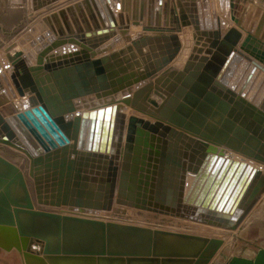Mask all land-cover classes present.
I'll return each instance as SVG.
<instances>
[{
    "label": "water",
    "instance_id": "1",
    "mask_svg": "<svg viewBox=\"0 0 264 264\" xmlns=\"http://www.w3.org/2000/svg\"><path fill=\"white\" fill-rule=\"evenodd\" d=\"M182 1L185 6L190 5V0ZM192 1L194 4L196 0ZM133 2L130 6V0H122V10L118 13L121 22L123 11L128 13L133 7L134 14H141L143 21L148 22L145 31H175L159 27L164 0ZM168 3L169 0H165L166 9ZM203 3L204 15H199L196 24L197 29L204 30V25L208 30L213 28L210 3L209 0H203ZM189 9L194 11L196 8ZM171 14L173 17V10ZM96 15L104 30L97 24ZM89 18L95 26L93 31ZM42 20L52 26L55 22L61 35L65 34L64 27L71 34L77 29L81 35L51 41L39 56L41 66L30 67L32 71L45 68L48 72L41 77L36 74L33 81L27 79V83H31L29 100L32 109L19 112L10 101L15 96L11 84L5 73L0 72V143L18 147L13 141L16 134L24 142L32 158L29 176L34 179L36 191V197H33L24 174L0 156V237H8L6 241L0 238V246L7 250L15 246L23 254L26 264H210L224 239L65 214L54 208L111 210L115 202L141 207L136 202L139 187L133 184L127 187L124 171L117 184V167L108 159L109 154L118 151L120 127L124 123L118 110L125 103L154 116L159 112L158 117H166L185 130L182 135L189 142L185 139L181 142L186 147L193 142L202 150V159L194 167L193 183L186 193L181 187L177 202H173L171 195L167 196L166 187L161 191L158 184V189L153 190L154 181L161 182V176L156 179L154 174L152 183L149 184L148 179L145 184L151 188L146 187L143 196L155 195V199L161 201L160 207L170 215L237 230L264 194V175L254 164H264V69L250 62L253 57L264 64V49L246 48L252 41L255 23L249 30L247 21L240 24L248 32L240 50L236 47L243 34L237 28L233 27L223 35L218 31L214 35L204 32L210 47L207 54L212 55L216 63L208 62L209 74H202L199 81L193 83L189 78L183 81L187 68L168 73L181 52L180 44L158 60L152 43L167 38L166 35L141 36L132 45L113 52L115 41L106 43L115 35L114 28H109L108 23L116 25L117 21L107 0H79ZM258 21L255 36L262 33L264 39V13H260ZM25 23L24 8H9L8 0H0V45ZM173 38L177 36L169 37ZM18 40L23 42L20 37ZM199 43L200 37L196 41L197 45ZM146 47L148 52L144 51ZM199 52L202 51L199 49ZM244 52L251 57L245 56ZM47 53H51L50 56ZM20 55L18 52L17 56ZM55 59L59 61L55 62ZM207 59L203 56L200 62ZM44 62L46 64L42 66ZM180 82H184L190 91L183 87L176 91ZM226 84L230 91L236 89L253 101V105L249 104L254 108L259 104L258 112L245 109L247 99L238 101L228 97L224 91ZM25 89H19L21 96L25 95ZM173 101L178 105L175 113L169 108H173ZM147 104L155 109L149 111ZM75 113L77 115L70 120L66 119ZM135 122L132 118L129 140L149 146L148 134ZM153 130L157 129L153 127ZM2 131L5 135H1ZM60 134L74 141L71 149L63 145ZM160 135L165 136V133ZM51 138L63 145L62 152H56L55 157L47 153L35 158L32 146L35 144L38 153L43 154L37 142L44 144V140L51 141ZM163 143L155 150L160 175L161 170L173 165V156L167 153V142L164 140ZM212 143L226 146L253 162L233 159L225 152H219ZM151 147L154 146L151 144ZM174 163L182 167V173L185 172L186 157ZM105 176L109 181L106 187L103 185ZM36 201L50 208L37 209ZM32 241L44 244L42 254L32 251ZM225 264H264V248H260L254 258L234 255Z\"/></svg>",
    "mask_w": 264,
    "mask_h": 264
},
{
    "label": "bare ground",
    "instance_id": "2",
    "mask_svg": "<svg viewBox=\"0 0 264 264\" xmlns=\"http://www.w3.org/2000/svg\"><path fill=\"white\" fill-rule=\"evenodd\" d=\"M59 1L60 0H35V3L39 5V7L45 5L46 9L49 11L45 13V15H43L42 17L40 16V18L37 19V21H35L32 25H29L27 29L20 35V38L23 39V42L20 40L16 42L13 41L9 46H7L6 48L7 53H10L12 50L14 51L13 55L9 56V59H10L9 61L7 58H3L4 57L3 53L2 54L0 53V72L5 73L6 78L9 80V83L11 84V87H12V90L15 96L10 101L17 107L19 112H24L26 109H32V105L29 100L30 99L29 86L31 83H27V79L30 78L33 81L36 77V74L39 75V77H41V76H45L46 73H48L45 68L41 70H37V71H32L30 69V67L41 66L39 63V56L41 55V52L45 49V47L47 45H50L51 41L59 40L61 37H63L64 39H69V38H74L78 35H81V34H78L79 32L77 31V29L75 30L74 33L71 34L68 30L65 29L64 26L63 27L65 30V34L61 35V32L55 22L53 24L54 26L53 27L51 23H45L42 20L44 16L51 14L55 11H58L59 9L64 8L79 0H69V1L64 2L63 4H59ZM179 2L181 3L182 9L178 11L177 8L175 7V4L173 3V0H169L168 6L166 9L165 0H164L163 10H162V23L161 25H159V27L166 28V29L173 28V30L175 31L160 33V32L145 31L144 28L148 24V22L146 23L145 21H143L141 14L138 13L136 16V14H134L135 12H133V7H132V10L128 13L125 10L123 11V18L121 22L120 18L118 17V13L122 10V0H116V1L107 0L109 7L112 9L114 13L117 24L112 25L111 22L108 23L109 28H112V27L114 28L113 32L115 35L112 38L108 39L106 43L115 41L114 45H116V47L113 50L114 52V51H119L120 49L125 48L129 45H132V42L135 40H138L141 36L166 35L167 38H162L161 40H154L152 43V46L155 48V52L157 53V55H159L158 60L162 57V55L166 56L167 51L169 49L173 48V51H174L177 45L180 44V46L182 47L181 52L178 54L176 59L173 60V63L171 67L169 68L168 73L170 71H184L185 68H187L188 70L184 74L185 77L183 81H186L188 78L193 79V83L199 81V78L203 76L202 74L204 75L209 74V70L206 68L208 62L216 63L212 55L207 54V51L208 49H210V47H209V42L207 41V38L204 32H206L208 35H214L218 31L223 35L226 31L224 32L221 31L223 29L222 27L223 23L221 22V19L219 18V15H218L219 8H218L217 0H209L211 23H212L213 28L208 29V30L204 25H203L204 30H202V28L197 29V24H196V20L198 19L199 15H202V16L204 15L203 0H196L194 4H193V1L190 0L189 7H192L194 9L196 8L194 11H190V9L188 10L187 7L183 4L182 0H179ZM132 3L134 5L133 0H132ZM226 3L227 2L223 3L224 7ZM213 4H214L216 12L213 10ZM225 9H227L228 11V8H225ZM172 10H173V17L171 14ZM165 16H167L166 20H165ZM176 18H177V21H176ZM60 20L62 22V25H64L63 19L61 18ZM97 20H98L97 24L101 25V22L99 21L98 16H97ZM89 21L92 26L91 30L92 31L95 30V26L93 25V22L90 20V18H89ZM237 23H240V22L238 21ZM216 25H218V27H216ZM154 26L156 25L154 24ZM101 28L102 30L105 29L103 26ZM109 28L107 29L108 32L110 31ZM139 29L142 30V34L139 37H131V35L134 36L137 30ZM244 30L247 32L246 29ZM153 33H156V34H153ZM261 34H260V37H261ZM171 35L177 36V38L169 39ZM247 35H248V32H247ZM115 37L119 38L118 41L115 40ZM198 37H200V43L197 45L196 41ZM126 38L131 39V41L127 43V41L125 40ZM220 40H221V37H220ZM251 40L252 41H249V43L246 45V48L253 49L257 47L259 49H264V44H262L264 43L263 42L264 39L262 37L259 38L252 34ZM3 45H4V42L0 45V49L1 47H3ZM18 45L22 47V50L17 51ZM166 46L168 47V49L167 51H164V47ZM240 47L241 45L239 46L238 50H240ZM199 49L202 52H199ZM144 51L148 52L149 48H148V51H146L144 48ZM213 51L215 52V50ZM18 52H21L20 56H17ZM235 52H237V50H235ZM50 54L51 53H47V56H50ZM126 55L129 56V54H126ZM244 55L251 57L246 52H244ZM203 56L204 57L207 56L208 59L206 62H202V61L200 62V59ZM251 59L252 61L250 62L253 65H259L262 69H264L263 63H260L258 60H256L253 57H251ZM57 61L59 60L55 59V62ZM141 61L144 63L142 59ZM9 62L11 63L12 68H13L12 69L13 73L11 74V76L6 72L4 68V66H9L11 68ZM50 63H53V61L50 60ZM200 63L202 64L200 67H198ZM45 64L46 63L44 62L42 66H45ZM216 79L219 81L218 78ZM182 87L185 88L184 90L190 91V88H187V86L184 85V82L178 83V88L176 89V91L182 89ZM19 89H25L24 96L20 95ZM208 90H210V88H208ZM224 91L227 92L228 97L233 98V100L241 101L242 98L245 100L247 99V97L243 95L242 92H236V89H232V91H230V88L228 89L227 84L224 87ZM175 94L176 93L173 92L172 94L173 97L176 96ZM180 101H182V99H180ZM246 102L248 103L244 105L245 109L248 108L254 113L258 112V110L260 109L259 104L257 105L256 108L251 106L249 103L253 105V101H251L250 99H247ZM126 106L131 108L132 113L129 114L128 113L129 111L127 113L126 111L125 113L123 112ZM177 107L178 105H176L175 102L173 101V108L171 107L169 108L171 109V111H173V113H175L177 112V109H178ZM147 109H149L150 111L155 108L151 104H147ZM118 111H119V114L123 115V120H124V123L120 127V133H119V139H118V151L114 155L109 154V157H108L109 160H112L114 162V166L117 167V184L120 183L121 173L122 171H124L126 175L125 183L127 187H131L132 184L134 187H139L138 198L136 201L137 204L147 209H157L158 206L159 207L162 206L161 201H157L155 199L154 194H153L154 196L152 197H150L149 193H148L149 197H145L143 195H144L146 187H151V185L149 184L152 183L151 179H152L153 174L155 175L156 179L158 176H161L159 177L161 178V182H156V180L154 181L156 186H153V190L156 191L158 189L157 188L158 184L160 185V187H166L167 196L171 195L173 202H177V198H179V192L181 190V187L184 188V190L183 189L182 190L184 191V193H186L189 187L193 183V180L196 176V171L194 170V167L198 165L199 159L200 158L202 159V150H200L198 146H195L194 145L195 143L193 142H190L188 147H186V145L181 142L183 139H185V137L182 135V133H184L185 130L182 127L175 124L174 122L173 123L169 122V119L166 117H163V116L158 117L159 112H157L156 116H154L148 111L137 108L136 106H133L132 104H125V103L121 104V107ZM75 115L77 114L76 113L71 114L67 116L66 119L70 120ZM5 116H9V115H5ZM132 118H135L136 119L135 124L138 125L141 129L145 130V132L148 134L149 140H150L149 146L145 147L144 144H138L137 141L129 140V136H130L129 129H130V123L132 122ZM250 120H253V117H250ZM13 124L14 123H12V126ZM157 125L158 127H155ZM21 126L23 127V125ZM153 127L157 129L155 132L153 130ZM161 132L165 133V136L160 135ZM1 135H5V132L2 131ZM145 137L146 135L144 136V138ZM60 138L65 143L63 145L68 146L69 149L72 148V144L74 143L72 139L67 140L61 134H60ZM23 139L27 141L26 138H23ZM164 140L167 142L166 146L169 149L167 153L173 156V165L170 164L168 168L161 170V175H160L159 174L160 173L159 162H156L157 156H156L155 150L157 149V147H162V145L164 144L163 143ZM187 140L188 139H185V141L188 143L189 140L188 141ZM13 141L19 145L18 146L19 148L14 145H10V144H5V145L9 146V148L11 149H14L16 151L23 153L29 159L30 165H31L32 158L27 153L28 151H27V148H25L23 144L24 142L18 138L17 134L14 137ZM37 143L39 144L40 149L43 151V154L38 153V151L34 147L35 144L33 146L31 145L34 152L36 153L35 158L41 157L42 155L45 156L47 153H51V156L55 157L54 154L56 152H59V154L62 152L61 150L63 148V145H61V143L56 138L55 139L51 138V141L44 140L43 141L44 144H41L39 142ZM130 143H131V146H130ZM151 144L154 146L153 148L151 147ZM137 147L138 149H136ZM214 147L219 152H225V155L233 159H239V160L246 159L247 161L253 162V160L248 158L247 156L240 154L238 152H235L226 146L214 144ZM0 156L4 157L5 159H7L8 161H10L11 163H13L14 165L18 167V169L24 174L26 178L27 187H35L34 179H33V182L32 180L28 179L29 173L27 175V172L25 171V169L21 168L17 163L7 158L5 155H2L0 153ZM181 157L182 158L186 157V161H187L186 170L183 173L181 172L182 167L174 163V161L179 160ZM124 164L126 165V167L123 166ZM254 164L258 167L260 173L264 175V164L259 163V162H254ZM181 174H183V177H181ZM132 176H134L133 180L131 179ZM148 179H149V184H148L149 186H146L145 184L148 182ZM108 183H109L108 176H105V183L103 185H105L106 187ZM95 184L97 186L100 185L99 182H95ZM33 194L34 192L32 190V195ZM77 209H80V208H77ZM80 210H89V209H80ZM75 212H66V213L67 214L73 213L79 216H87V215H84V212H82L83 215L80 214L81 212L80 213H75ZM87 217H91V216H87ZM0 238L2 239L4 238V240L6 241L8 237L6 238V236L2 235ZM34 245L36 246L35 242L32 241L31 246L34 247Z\"/></svg>",
    "mask_w": 264,
    "mask_h": 264
},
{
    "label": "rangeland",
    "instance_id": "3",
    "mask_svg": "<svg viewBox=\"0 0 264 264\" xmlns=\"http://www.w3.org/2000/svg\"><path fill=\"white\" fill-rule=\"evenodd\" d=\"M66 1H69V0H60L59 4H63ZM228 1L230 2V6L228 7V10H230V12H228L225 15L226 6L224 7L222 5L225 2L224 0L223 2H221L220 8H219L218 15H220L219 17H221V22L223 23L222 25L223 29L224 28L227 29L229 26H232L233 24L235 27H238L242 31H245L243 27L240 26V24H243L244 22L242 21L240 22V20H238L240 23H237L238 21L235 20L236 18H234V13L232 11V0H228ZM244 1H248L249 5L253 4V7H252L254 9L253 12L257 13V6L260 9H262V11L260 12L262 13L264 12L263 11L264 0H244ZM8 7L9 8H12V7L24 8L25 9V19H26V23L14 35H12L9 39H7L4 42L3 47H1L0 49V53L4 54L3 58H7L9 61L10 60L9 56L13 55L14 51L12 50L10 53H7L6 51L7 46H9L13 41L15 42L18 41V38L27 29V27L29 25H32L35 21H37V19H39L40 16L42 17L43 15H45V13H47L49 10L46 9L45 5L39 7V5L35 3V0H8ZM260 12H258V14ZM230 13H231V19L229 17ZM137 31L138 32L135 33V36L142 34V30L139 29ZM17 47H18L17 51L22 50V47L20 45H18ZM10 66L11 68L9 66H4V68L6 72L11 76V74L13 73V70H12L13 68H12L11 63H10ZM156 99L160 100L159 98H156ZM125 111L126 113L129 111L128 112L129 114L132 113L131 108L128 106H126L123 112L125 113ZM0 153L2 155H5L7 158L11 159L15 163H17L21 168L25 169L28 175L29 170H30V161L23 153L16 151L14 149H11L9 148V146L2 144V143H0ZM28 179L32 180L33 182V178H31L29 175H28ZM148 188H151V187H148ZM29 189L31 193L33 190L34 192L33 197H36L35 188L29 187ZM160 190L163 191V187H161ZM36 206H37V209L38 208H45V209L50 208V206L38 204L37 201H36ZM54 209H57L60 212L65 213V214H67L66 212L76 211L75 213L81 212L80 214L83 215L82 212H84V215L91 216V218L102 219L105 221H114V222L140 225V226H146V227L157 228V229L178 231V232H183V233L200 234V235H205L209 237H217V238L224 239V244L222 245L221 249L218 251L216 256L212 259L210 264L216 263L217 257L221 255H225V257L234 256V255H252L259 248L260 244L264 242V240H262V238L264 237L263 232L258 231L256 229L249 230L246 227L247 217L241 223V225L239 226L237 230H226V229L210 226L204 223L196 222L193 220L170 215L169 213L166 212L165 209H162L161 207H158L157 209H147L144 207L130 206L129 204H122V203L115 202L111 210H91V209L80 210L75 207H67V206H62V207L54 208ZM68 214H73V213H68ZM34 242L36 246L35 245L34 247L31 246L32 251H38L39 253L42 254L44 244L38 241H34ZM0 264H26V262H25V258L23 254L15 246L11 250H7L6 248L0 246Z\"/></svg>",
    "mask_w": 264,
    "mask_h": 264
},
{
    "label": "crops",
    "instance_id": "4",
    "mask_svg": "<svg viewBox=\"0 0 264 264\" xmlns=\"http://www.w3.org/2000/svg\"><path fill=\"white\" fill-rule=\"evenodd\" d=\"M114 1H116V0H114ZM130 1H131L130 6H133L132 0H130ZM217 1H218V8H220V4H221V2L223 0H221V1L217 0ZM182 2H183V4H185L184 1H182ZM225 2H227L225 4V6L227 5L225 8H228L230 6L229 5L230 2L228 0H225ZM173 3L175 4V7L177 8L178 11L180 9H182V6H181V3L179 2V0H173ZM251 6L253 7V4L249 5L248 1L232 0V11L234 13V18H236L235 20H237V21L240 20V22L241 21L242 22L247 21V25L249 24L248 25L249 28H247V29H250V26L253 23H255L254 30H253V33L255 35L257 27H258V23H259L260 18H261L260 17L259 21H258V17L260 15V13H262V12H260V11H262V9H260L257 6V13H255V12H253L254 9L253 8L251 9ZM91 7H92V4H91ZM186 7H187V9L189 8V6H186ZM225 11L227 13L230 12V10L227 11V9H225ZM263 11H264V8H263ZM85 12L87 13V10H85ZM226 12H225V15L227 14ZM258 12H260V13L258 14ZM255 14H256V16L258 14L257 18L255 16ZM229 17L231 19V13H230ZM219 18L221 19V17H219ZM254 19H255V21H254ZM232 27H235V26L232 24V26H229L227 29L224 28V30L227 31L228 29H230ZM235 28L239 29L238 27H235ZM239 31H241V29H239ZM133 32H132V34H133ZM241 32L243 33V38H242L240 44L236 47V49H239V46L241 45L243 39L247 36V32L246 31H241ZM153 34H156V33H153ZM139 36H140V34L137 35V36L134 35L133 37H139ZM131 37H132V35H131ZM257 37L261 38L260 34ZM125 40L127 41V43H129L131 41V39H127V38ZM166 47H164V51H167L168 47L167 48ZM145 50L148 51V48H145ZM246 220H247L246 221V227L249 230L250 229H256L258 231L263 232V234H264V195L260 198L258 203L253 207V209L247 215V219ZM262 240H264V237L262 238ZM260 248H264V242H262L260 244L259 248L252 255H238V256H243V257H247V258H254ZM230 257L231 256L225 257V255L218 256L217 259H216V263H214V264H225L226 262L229 261Z\"/></svg>",
    "mask_w": 264,
    "mask_h": 264
}]
</instances>
